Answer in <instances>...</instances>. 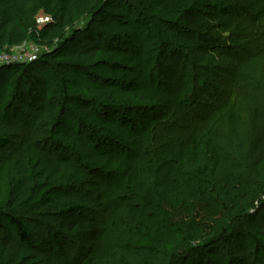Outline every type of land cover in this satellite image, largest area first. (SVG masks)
<instances>
[{"label": "trees", "instance_id": "obj_1", "mask_svg": "<svg viewBox=\"0 0 264 264\" xmlns=\"http://www.w3.org/2000/svg\"><path fill=\"white\" fill-rule=\"evenodd\" d=\"M113 3L118 6H114ZM81 5L86 6L83 9L84 14L93 13V15L104 17H110L112 13L124 12L126 7L123 0H109L106 3L102 0H47V9L52 11L50 16L54 20V25L63 29L72 23L77 15L75 9L80 8ZM32 6L33 0H0V51L18 46L29 38L27 30L21 26L19 21L28 16ZM139 7L156 15L155 19L159 22L162 17L169 18L170 22L167 20L162 23L174 25L173 29L177 30L176 35L185 39L184 46L197 48L201 57H207L210 47L219 43L213 40L211 32L231 23L226 16L238 9L262 16L264 0H139ZM102 27L108 32L116 30L110 21ZM84 36L90 39L92 34L86 30ZM77 37L79 35L75 34L71 40L59 44L57 46L58 56L45 57L53 59L56 65L57 82L63 87L64 93L67 87L75 91L74 95L63 96V101L58 106L64 115L62 119L73 113L72 117L77 115L86 122L94 123L101 119L104 122L103 127H113L115 125L112 118L115 117L124 124L123 126L133 129L134 123L128 121L127 114L131 111L138 114L137 110H122L117 104L95 99L94 97L97 96L103 98L108 96L109 87L105 83L99 84L100 78H96L93 84L84 78L90 68L101 74L108 73L103 66L99 68L94 63L97 55L103 52L104 48L93 45L68 51V43ZM38 38L40 34L37 33V37H33V40L39 43ZM150 38L149 34L142 37L140 52L143 53V47L149 44L150 40L151 42L158 41L160 37ZM161 43L158 45L161 46ZM162 45L166 47L165 51L162 46V53H167L170 44L165 41ZM157 56L160 57L155 56L153 59L149 57L145 62L140 61L136 64L134 70L138 77V88L130 92V95L142 104H150L148 108L142 106L140 112L148 114L160 110L163 117L154 121L149 120L146 126L141 127L139 135L135 136L133 132H130L128 136L130 145L124 149L125 156L116 159L118 172L113 180H108L114 190L115 198L125 205L134 226L140 231L144 233L152 231L157 237H162L169 235L166 228H170L169 231H173L175 253L189 252V258H185L183 262H176L170 258L168 260L166 257L168 262L165 264H186L187 262L202 264V260L194 263V258L198 256L199 259H203L204 252L215 253L208 251H213L217 243L226 247L229 261H242L249 249L237 241L247 240L251 231L259 239L254 244L261 247L264 253V219L258 220V214L249 212L254 204L253 200L264 194V174H260L263 168L256 167L253 170L255 177L252 178H249L250 173L243 175L237 172L234 166L236 163L227 164L217 144L223 139L220 135H222L224 125L222 119H225L227 135L231 144L234 145V152H241L246 160L252 156H249L244 148L243 131L247 118L241 114L239 108L232 104L238 99L235 98L234 102L231 98L226 99L224 105L209 116L191 114L193 110L186 104L187 98L192 95L189 92L188 80L177 72L174 65L168 64L167 54L164 56L158 53ZM79 63L90 65L89 69L87 70ZM40 77V72L27 69L26 65L14 63L4 68L0 67V91L2 93L6 94L8 89H13L18 106L24 108H33L35 103L33 100L41 101V107L37 108L39 109L37 116H34L32 120L34 124L49 112L43 107V101L32 94ZM103 80L109 83L112 78H103ZM25 86L26 89H24ZM204 87V90H207V86ZM103 98L101 99L104 100ZM30 101L33 102L30 103ZM0 105H2L1 100ZM23 116L22 112L16 113L15 110L10 113L6 112V114L0 112V150L10 144L6 135L19 131ZM76 122L78 124L76 128L73 127L72 122L68 125L69 134L61 133L60 135L68 139L75 147L78 154L73 155V158L82 160L90 167L89 169L93 167L91 174H96L98 167L101 166L100 155L102 154L99 155L101 152L99 148L104 147L102 143L108 142L106 140L110 137H102L94 132L95 130L91 135L84 133L87 135L84 136L81 130L83 125L79 127L81 124L79 119ZM99 130L103 131V128ZM39 154L54 170L61 172L70 169L76 177H81L82 173L70 165V159L65 153L54 155L50 151L41 149ZM237 160L239 161V155ZM159 169L164 170V175L157 194L149 187L148 178L149 176L155 177ZM86 170L88 173L91 171L88 168ZM207 173L210 178L205 180ZM106 179L105 177L108 183ZM15 185H10L6 190L9 211L14 209V206L20 202L21 196L25 194L23 186ZM98 188L99 185H95L93 203L99 210L105 211L102 194ZM177 194H186L189 201V203L183 202L188 206H184L181 212H176L179 208H175L177 219H174V216H168L171 221H163L155 218V215L151 219H156L157 222L149 219L146 210L153 209L155 203L161 201L160 199ZM30 195L31 191L28 193L29 197ZM201 202L207 204V210L212 212V215L205 216V218L197 212L198 208L193 210ZM45 207L41 200L34 202L31 204L29 214L42 215L43 221L49 218L54 229L59 232L56 236L57 243L49 239L46 234H41L35 227H30L23 217L15 216L8 211L4 212L0 205V219L3 221V236L0 240L1 255L21 253L31 248L34 235L41 237L42 241L39 246L32 249L43 254L51 264H69L66 260V246L67 241L71 239L70 236L82 235L80 242L87 250L101 245L103 231L100 223L95 219L82 218L80 206L74 205L66 210L47 215L42 213ZM262 214L264 218V209H262ZM155 223H158V226ZM142 241L148 242L149 238L143 236ZM216 257L220 258V254H216ZM217 259L209 264H221ZM105 261L107 264H117ZM139 261L140 264H164L159 262L161 260L150 257L141 258ZM260 262L264 264V255Z\"/></svg>", "mask_w": 264, "mask_h": 264}, {"label": "rangeland", "instance_id": "obj_2", "mask_svg": "<svg viewBox=\"0 0 264 264\" xmlns=\"http://www.w3.org/2000/svg\"><path fill=\"white\" fill-rule=\"evenodd\" d=\"M102 1L106 3L109 0ZM123 3L126 5L124 12L112 13L110 17L96 16L93 13L86 15L83 11L86 6L81 5L80 8L75 9L77 15L72 23H68L69 26L63 29L54 25V20L50 16L52 11L47 9V0H33L28 16L19 21L21 26L27 30L29 38L18 46L0 51L1 55L12 56V59L18 62L17 64L26 65L27 69L40 72L41 77L37 80L36 89L32 91V94L42 100L43 107L49 111L45 117H41L34 124L32 120L34 116H37L39 110L37 108L41 107V101L33 100L35 102L33 108H24L18 106L13 89H8L6 94L0 91L2 104L0 112L6 114V112L10 113L15 110L16 113L24 114L23 120L20 121L19 131L6 135L10 144L0 150V205L4 212L8 211L15 216L23 217L30 227H35L41 234H46L56 243L58 242L56 236L59 232L54 229L49 218H47L48 221H43L42 215L29 214L32 203L41 200L46 206L42 211L45 215L55 214L77 205L82 208V218L97 220L103 231L101 245L87 250L80 242L82 235L70 236L71 239L67 241L66 246V260L69 264H107L105 260L117 264H140L139 260L145 257L157 258L161 260L159 262L165 264L168 262L166 257L176 262H183L189 258L188 251L175 253L173 249L175 241L173 231H169L170 228H166L169 235L157 237L152 231L144 233L135 227L125 205L115 198L114 190L108 181L113 180L118 172L116 159L125 156L124 149L130 145L128 140L130 132H133L135 136L139 135L141 127L146 126L149 120L154 121L163 117L160 110L148 114L140 112L142 106L148 108L150 104H142L130 95V92L138 88V77L134 67L140 61L145 62L147 58L153 59L155 56L159 58L158 53L168 55L166 57L169 58L168 64L174 65L177 72L184 75L189 82V92L192 95L187 98L186 104L192 108L191 114L209 116L224 105L226 99L231 98L234 102L237 98L238 100L232 104L239 108L241 114L247 118L243 131L244 148L247 154L252 156L246 160L241 152H234V145L231 144L227 135L225 119H222L224 125L222 135H220L223 139L217 144L222 150L223 160L230 165L236 163L234 166L237 172L243 175L250 173L249 178H252L255 177L253 170L256 167H262L260 174H264V13L260 16L244 9L230 12L226 17L231 20V23L225 27H219L210 34L215 42H219L218 45L210 47L207 57H201L197 48L184 46L185 39L176 35L177 30L173 29L174 25L162 23L167 20L170 22L169 18L162 17L159 22L155 19L156 15L139 7V0H123ZM113 5L118 6L115 3ZM109 21L114 24L115 32H108L102 27ZM86 30L92 34L90 39L84 36ZM37 33L40 34L39 43L33 40V37H37ZM75 34L79 37L68 43V51L93 45L104 48L103 52L97 55L94 63L99 68L103 66L108 73L101 74L93 68L89 69L88 64L79 63V65L89 69V73H85L84 78L89 80L90 84L96 82V78H100L99 84L105 83L109 87L108 96L104 98L97 96L94 97L95 99L117 104L122 110H137L138 114L132 111L126 113L128 121L134 123L133 129L123 126L124 124L115 117L112 118L115 125L113 127H103L104 122L101 119L94 123L86 122L77 115L72 117L73 113L62 119L64 115L58 106L63 101V96L74 95L75 91L67 87L64 93L63 87L57 82L56 65L53 59L45 57L58 56L57 46L74 38ZM147 34L151 36L150 39L154 36L160 38L158 41L151 42L150 40L149 44L143 47L142 53L140 52L141 40ZM165 41L170 44L171 53L169 51L162 53L163 47L166 51V47L162 45ZM158 43H161V46ZM73 63L77 64L75 61ZM9 65L0 67L4 68ZM103 78H112V80L106 83ZM204 86H207V90H204ZM78 119L81 122L79 127L83 125L81 129L83 134L91 135L96 132L102 137H110L106 140L108 142L102 143L104 147L99 148L101 151L99 155L102 154L100 155L101 166L98 167L96 174H91L93 167L89 169L90 167L82 160L73 158V155L78 154L75 147L68 139L60 135L61 133L69 134L70 122L76 128ZM99 128H103V131ZM85 134L84 136H87ZM41 149L50 151L54 155L65 153L70 159V165L82 173L81 177H76L70 169L61 172L54 170L39 154ZM238 155L239 161L237 160ZM87 168L91 170L90 173L86 172ZM163 172V169H159L155 177L149 176L148 178L149 187L155 193L159 191V184L161 185L163 181ZM208 178H210L209 173L205 174V180ZM12 184H16L17 187L23 186L25 194L21 196L20 202L14 206V209L9 211L6 190ZM95 185H99L98 189L102 194L105 211L99 210L93 203ZM29 191H31L30 197L28 196ZM160 200L155 203L153 209L146 210L149 219L154 215L155 218L163 221L170 220L168 216H174V219H177L176 212H181L184 206H188L183 202L189 203L186 194L171 195ZM253 201L254 204L249 212L258 214V220H263L264 194ZM206 206V203L201 202L193 210L198 208L197 212L203 217L212 215ZM176 207L180 210L177 209L175 212ZM151 220L157 222L156 219ZM2 222L0 219V240L3 236ZM155 224L158 226V223ZM249 235L247 240L237 241L249 249L242 261H229L226 247L217 243L213 251H208L215 253L204 252L202 255L204 258L199 259L197 256L194 258V263L197 260H202V264L212 263L217 259L216 254L219 253L220 258L217 260L221 264H239L240 262L241 264H263L260 259L264 253L261 247L255 245L259 239L253 231L249 232ZM143 236L149 238V241L143 242ZM41 239L34 235L31 241L32 247L21 253L13 252L10 255L0 253V264H51L43 254L32 249L41 244ZM173 255L175 257H172ZM186 264L192 263L187 262Z\"/></svg>", "mask_w": 264, "mask_h": 264}, {"label": "built area", "instance_id": "obj_3", "mask_svg": "<svg viewBox=\"0 0 264 264\" xmlns=\"http://www.w3.org/2000/svg\"><path fill=\"white\" fill-rule=\"evenodd\" d=\"M12 58H13L12 56H6V55L0 54V66L18 63L15 60H13Z\"/></svg>", "mask_w": 264, "mask_h": 264}]
</instances>
